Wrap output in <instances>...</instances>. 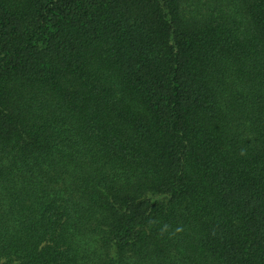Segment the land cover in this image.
Returning <instances> with one entry per match:
<instances>
[{
	"label": "trees",
	"instance_id": "1",
	"mask_svg": "<svg viewBox=\"0 0 264 264\" xmlns=\"http://www.w3.org/2000/svg\"><path fill=\"white\" fill-rule=\"evenodd\" d=\"M0 264H264V0H0Z\"/></svg>",
	"mask_w": 264,
	"mask_h": 264
}]
</instances>
